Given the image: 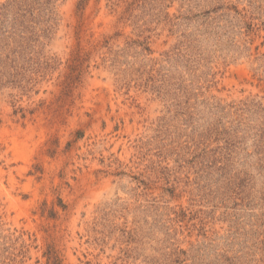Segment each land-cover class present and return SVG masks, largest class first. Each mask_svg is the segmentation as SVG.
I'll list each match as a JSON object with an SVG mask.
<instances>
[{
    "label": "rangeland",
    "instance_id": "rangeland-1",
    "mask_svg": "<svg viewBox=\"0 0 264 264\" xmlns=\"http://www.w3.org/2000/svg\"><path fill=\"white\" fill-rule=\"evenodd\" d=\"M0 264H264V0H0Z\"/></svg>",
    "mask_w": 264,
    "mask_h": 264
}]
</instances>
